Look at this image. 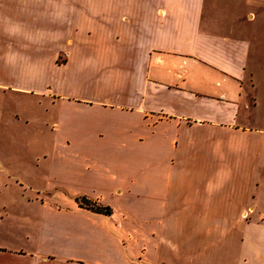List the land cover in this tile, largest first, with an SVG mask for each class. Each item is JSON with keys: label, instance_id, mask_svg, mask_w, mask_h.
Instances as JSON below:
<instances>
[{"label": "crops", "instance_id": "1", "mask_svg": "<svg viewBox=\"0 0 264 264\" xmlns=\"http://www.w3.org/2000/svg\"><path fill=\"white\" fill-rule=\"evenodd\" d=\"M256 21L264 0H0V94L51 109L46 195L0 264L232 263L263 175Z\"/></svg>", "mask_w": 264, "mask_h": 264}, {"label": "rangeland", "instance_id": "2", "mask_svg": "<svg viewBox=\"0 0 264 264\" xmlns=\"http://www.w3.org/2000/svg\"><path fill=\"white\" fill-rule=\"evenodd\" d=\"M219 12L226 14L228 6H219ZM254 27L255 31L259 30L264 42V22L258 26L255 24ZM260 57L258 56L259 61L256 60L255 65L248 67L243 77L242 95L255 98L254 109L251 107L252 100L248 99L251 108L248 109L246 123L264 130V62ZM250 73L253 74L252 77L248 75ZM0 96V108L6 116L7 125L6 131L3 129V132H0V142L7 144L0 152L1 242L16 247L25 243V235L29 234L31 239L40 199L46 195L43 191L42 166L45 160L42 155L45 154L47 160L49 159L50 152L46 141L48 128L45 126L49 127L51 109L47 110L46 103L42 101L38 106L35 99L10 90L4 91ZM258 163V172H263L258 187L260 199L254 200L258 202V206L247 215L248 222L244 233L248 236V242L246 243L244 236L232 263L224 264H264V136Z\"/></svg>", "mask_w": 264, "mask_h": 264}, {"label": "trees", "instance_id": "3", "mask_svg": "<svg viewBox=\"0 0 264 264\" xmlns=\"http://www.w3.org/2000/svg\"><path fill=\"white\" fill-rule=\"evenodd\" d=\"M77 202L80 206L88 208L92 211L100 212L103 214H109L110 213L109 207L104 206V205H100V204H95L94 202L87 200L84 197L77 198Z\"/></svg>", "mask_w": 264, "mask_h": 264}]
</instances>
